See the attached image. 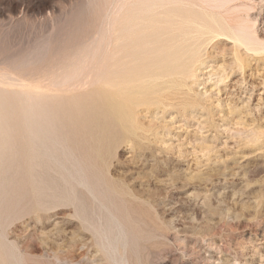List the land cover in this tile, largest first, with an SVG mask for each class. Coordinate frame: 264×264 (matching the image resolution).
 <instances>
[{
	"label": "rangeland",
	"instance_id": "1",
	"mask_svg": "<svg viewBox=\"0 0 264 264\" xmlns=\"http://www.w3.org/2000/svg\"><path fill=\"white\" fill-rule=\"evenodd\" d=\"M54 3L53 10L25 15L8 5L0 12L1 54L22 55L27 75L39 71L47 54L41 49L48 45L50 21L60 25L64 20L69 28H94L99 22L93 19L94 4L85 0ZM224 3L223 9L219 3L191 6L200 10L194 11L197 23H204L211 33L203 41L196 75L181 87L176 102L141 105L144 108L138 107L120 126L128 123L130 130L125 132L127 125L107 129V138L106 129L101 127V132L95 121L87 125L90 132L95 128L102 133L100 145L97 133L88 138H94L97 144L92 145L98 149L92 140L88 143V136L83 140L92 147L89 153L99 150L98 155L88 158L87 147H81L86 157L81 155V136L70 141L50 138L52 130L40 135V146L35 142L36 150L47 144L42 149L48 152L42 153L45 157L24 158L20 153L11 159L9 148L0 150V264H264V52L254 56L245 51L249 40L245 44L246 40L229 37L252 30L247 39L255 36L263 43L264 0ZM234 5L237 8L231 10ZM8 19L16 21L12 25ZM5 25L16 27L10 38ZM222 75L228 78L224 81ZM24 103L13 100L3 112H21ZM14 132L10 139L18 140ZM121 202L125 207L119 209Z\"/></svg>",
	"mask_w": 264,
	"mask_h": 264
},
{
	"label": "bare ground",
	"instance_id": "2",
	"mask_svg": "<svg viewBox=\"0 0 264 264\" xmlns=\"http://www.w3.org/2000/svg\"><path fill=\"white\" fill-rule=\"evenodd\" d=\"M85 1L87 3H90L91 5L94 4L96 8V10L94 11L95 13L93 15V19L99 18V22L97 26H94V28H74V27L69 28L70 27L69 25L65 27L64 20H63L64 23L62 22L63 25L57 24L58 21L56 22L50 21V24L48 23L50 25V36L48 35V37H46L48 38L47 41L48 45L46 44L47 45L46 49L45 46L42 49L37 48L38 50L44 49V55L45 52L47 53L44 56L45 57L44 60L42 59L43 51L40 50L42 54L41 59L43 63L41 65L39 64L40 69L37 73L35 72V74L31 73L27 75L26 73L28 72L26 73L23 72L24 70L23 66L25 64L27 65V63H25L26 61L25 58H21L23 57L22 55L21 57L17 55L16 50L18 48H16V50L14 51L12 50L13 52H16V54L10 51L13 54L7 55L6 52H4L5 53L4 55L1 54L2 52L0 51V150L1 149L3 150V148L5 147L9 148L10 150H8L9 151L8 153L10 154L8 155L10 156V158L13 157L14 155L16 156L18 154L20 155V153L25 156L24 158H26V156L28 157L31 155L41 156L34 154H42V153L48 154V152L42 151L43 148H47L46 147L47 144L41 150L39 149L36 150L35 147L37 146H35L36 144L35 142H37L38 144L41 137L40 135L42 134L44 135V132L47 133L46 131H49V134H51L50 130L53 131V135L52 136L50 135V138L54 137L56 139L58 138L60 139V137L62 138L64 137L65 139L69 138L68 140L70 141L71 138L74 139L77 136L78 137L81 136L82 138L79 139L77 138L80 142L81 141L84 142L83 141L85 140L84 136H88L86 138L88 140V138H91L90 136L94 135V133H97L98 136L97 135L94 136L96 138L95 140L99 143V141H101V138L100 139L98 138L99 135H101L102 137V133H100V131L98 132V129H96L97 131L94 130L95 128L92 127L94 123L97 124L96 128L99 127L100 128L99 130H102L101 132H103V129L101 127H103L104 130L106 129L103 132L105 134L108 131L107 129L117 131L119 127L122 125V123L125 124L129 120L128 118L130 117L131 113L134 112L136 109H139L138 107H140L141 105H146L150 101L151 102L155 101L154 103L156 105L166 104L168 100L172 101L174 98L178 97L179 94L182 95L183 92L181 93L180 89H182L181 88L182 86L188 84L191 78H193L192 76L196 75L194 74V72L198 66L197 67L195 66L199 62H201L200 57L203 54V41L206 38V35H208L207 33H211L209 28H205L206 26L204 23L201 24L197 23L196 18L198 17V15L194 11L198 9L194 10L191 6L197 7L202 4H205L207 6L210 4L216 5L218 3L221 5V3L224 2L226 3L229 0L227 1L188 0L190 1L191 6L185 5L184 4L185 0H97V1L85 0ZM55 4L56 3H54V0H0V12L2 11V9H4L3 5H8V6H13L15 9L19 10L20 13L22 12L25 15L29 13L40 12L46 8L53 10L55 8ZM243 4L246 5L245 3ZM216 6H214L213 8L215 9ZM240 6H238V8ZM235 7L236 5H234V7L230 9L233 10V8ZM199 11L200 10H198V12ZM229 11L230 10L228 9L227 11L224 12H229ZM199 14L203 16L202 13ZM232 14L234 15V13ZM237 18H239V16H237ZM8 20H10L8 22L12 25L16 21L14 19H8ZM246 20L244 21L243 18L244 23L247 22ZM217 25L218 24L216 23V26ZM238 25L241 27V25L243 24L241 23L240 25L238 23ZM245 25L247 26L246 23ZM5 27H6L5 29L6 35L8 34L11 35V33L13 34L14 30L16 29V27L7 28L6 25ZM240 27L238 28L242 30ZM243 28L246 29L248 27L244 26ZM225 30L228 32V29ZM225 30L224 32H226ZM245 31H247V29ZM251 31L252 30L248 31L250 32L249 34L248 32H246L245 34L243 33L245 38L244 36H242L243 34L241 35L242 37H239V35L237 34L241 32L238 31L239 33H236L237 32L236 30H235L236 33L235 36L229 35V37H232L231 38L233 39L232 41L234 40L240 41L241 39L242 41L246 40L245 44L247 40H249L248 42H250V44L246 46L245 51L256 53L254 54V56H260L263 54L262 52H264V44H263L264 41L262 43L261 40L260 41L257 40L255 36L253 37L254 32H252L253 38H251V40L250 37L249 39H247L248 37L246 36L249 35L251 36ZM215 33L213 34L215 35ZM218 34L215 36L218 37ZM227 35L228 34L226 33L225 36ZM7 37L10 38L9 35ZM229 39L230 38H228V40ZM236 41L233 44H236ZM205 44L206 43H204V45ZM237 44L239 46V42H237ZM19 50L20 49H18L17 51ZM24 51L27 52L28 50L26 49ZM33 52L35 53L36 51L33 50ZM238 54L240 53L238 52ZM25 55L27 56V54ZM27 57L29 58V56ZM34 58L38 59L37 57ZM30 63L31 62H29L28 64ZM221 66H223V63ZM207 71H209V69H207ZM214 71H216V69ZM209 76H211V74ZM226 76L222 75V77L220 78L222 80L224 79L225 81ZM86 88H89V90ZM72 89H74L75 91H72ZM155 98L158 99L155 100ZM181 98L183 99V97ZM17 99L19 100L22 99L25 102L24 105L26 109L22 108L23 110L21 111L22 113L18 110L14 111L13 113L14 115L12 114L13 111L12 112L6 111L4 113L3 109L6 106L9 107L12 101ZM194 99L195 98H193V100ZM179 100L181 99L179 98ZM194 103L197 104L196 102ZM169 106L171 105H168V108ZM141 107L144 108V106ZM182 107H186V106H182ZM28 110H30L33 114L31 115L30 113L27 114ZM49 115L50 117H48ZM11 118H16V121L13 120L12 122L8 123V120H10ZM41 118L44 119L41 120ZM93 121L95 122L93 123ZM91 123L93 124L91 126L89 125V127H92L93 131L90 132L91 128L90 130H87L89 129L87 125ZM26 125L29 128L31 126V128L28 129ZM129 126L131 127L133 125H129ZM136 126L138 127V124ZM122 127H120V129ZM126 127H125L126 129L125 132H127V130H130L128 125ZM55 128L57 129V131L54 130ZM134 130L135 132L137 131L136 129ZM14 131H16L17 133L16 137H18V140L15 139L16 141L10 139L11 136L10 133H13ZM132 133L133 131H131V134L130 132H128L129 135H132ZM49 134H47V136ZM109 134L111 135V137H113L114 133L111 134L109 132ZM122 134L124 135V133ZM104 136H106L107 138V134ZM36 139L37 141H35ZM108 139L111 140L109 137ZM43 140L41 139L40 141L43 142ZM91 140H88V143ZM97 142H95L94 144L92 140L91 145L92 143L96 145ZM29 144H31L32 147L31 146L28 147ZM84 144L85 142L82 143V145ZM42 145H44V143ZM85 145L84 146L80 145L78 147L82 151L81 155L87 153L84 152V150L81 147L84 148L87 147L85 148V151H88L94 146L92 145V147H88V145L89 146L91 145L90 144H88L87 146ZM95 147L97 148V146H94V148ZM69 148L72 150L75 147L74 148L69 147ZM80 149H77V151L81 152L79 151ZM54 150L55 149H53V151ZM53 151L49 153L51 154ZM66 151H68V149ZM97 151L99 152V150H96L94 153L93 152L89 153L88 151L87 153V156L89 155L88 158H90L91 154H95ZM43 154L42 157H45V155L43 156ZM22 155L21 157H23ZM97 155L96 156L93 155V156L97 157ZM16 156L14 157L15 159ZM84 156L86 157V154ZM48 157H50V155H48ZM93 159H89L87 161H91V160L93 161ZM109 188H111V185ZM118 195L120 197L123 196L122 193L121 195L120 194ZM118 200L119 199H116V201ZM125 202L126 201H123V203ZM123 203L121 202L120 203L121 206L118 205L117 207L120 206L119 209H121L123 207ZM126 214L127 213H125L124 215ZM126 217H128V215H126ZM126 217L124 219H126ZM129 228L130 230L132 229L131 226H129ZM133 228L135 229V227ZM133 230H131L130 232H132ZM132 234L135 233H131V235ZM137 235L139 236V233ZM144 236L145 235H143V238Z\"/></svg>",
	"mask_w": 264,
	"mask_h": 264
}]
</instances>
